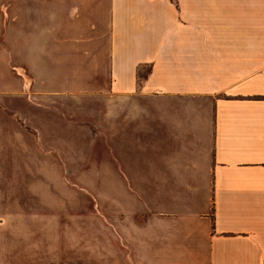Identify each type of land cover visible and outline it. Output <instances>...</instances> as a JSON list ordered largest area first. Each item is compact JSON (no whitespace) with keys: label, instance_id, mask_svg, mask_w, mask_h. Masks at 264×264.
<instances>
[{"label":"crops","instance_id":"obj_1","mask_svg":"<svg viewBox=\"0 0 264 264\" xmlns=\"http://www.w3.org/2000/svg\"><path fill=\"white\" fill-rule=\"evenodd\" d=\"M63 1L8 4L0 264H264V0Z\"/></svg>","mask_w":264,"mask_h":264},{"label":"rangeland","instance_id":"obj_2","mask_svg":"<svg viewBox=\"0 0 264 264\" xmlns=\"http://www.w3.org/2000/svg\"><path fill=\"white\" fill-rule=\"evenodd\" d=\"M13 0H0V84L6 83L8 80V66L9 58H13L15 53L14 44L11 43L10 38L8 37L7 24H8V4ZM53 5V10H56V6L62 4L60 0H31L30 4L34 5L39 9L40 5L44 3ZM64 5L72 4L75 0H64ZM66 12V11H65ZM46 13L41 12L33 15V19L37 22L47 20ZM67 14V13H66Z\"/></svg>","mask_w":264,"mask_h":264}]
</instances>
